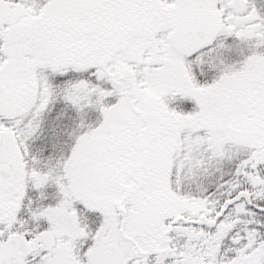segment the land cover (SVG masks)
Here are the masks:
<instances>
[{
	"label": "snow or ice",
	"instance_id": "snow-or-ice-1",
	"mask_svg": "<svg viewBox=\"0 0 264 264\" xmlns=\"http://www.w3.org/2000/svg\"><path fill=\"white\" fill-rule=\"evenodd\" d=\"M0 264H264V0H0Z\"/></svg>",
	"mask_w": 264,
	"mask_h": 264
}]
</instances>
